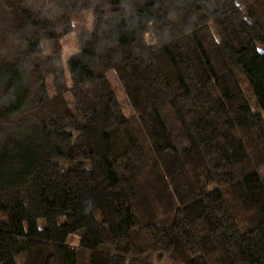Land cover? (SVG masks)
Returning <instances> with one entry per match:
<instances>
[{
  "label": "trees",
  "instance_id": "16d2710c",
  "mask_svg": "<svg viewBox=\"0 0 264 264\" xmlns=\"http://www.w3.org/2000/svg\"><path fill=\"white\" fill-rule=\"evenodd\" d=\"M260 46L264 0H0V264H264Z\"/></svg>",
  "mask_w": 264,
  "mask_h": 264
},
{
  "label": "rangeland",
  "instance_id": "374dc122",
  "mask_svg": "<svg viewBox=\"0 0 264 264\" xmlns=\"http://www.w3.org/2000/svg\"><path fill=\"white\" fill-rule=\"evenodd\" d=\"M65 49H66V52H67V56L71 55L73 52H75L77 50V41H76L75 37L69 38ZM260 49L264 50V46H260ZM110 77L112 79V82L114 84V87H115L116 92H117V94L119 96V100H120V102L122 104V107H123L125 113L127 115H130L131 112H132V109L129 106L127 98H126L123 90L121 89V86H120L119 82L116 80V77L113 74H111ZM68 99H69L70 102H72V99L70 97ZM40 222L43 223L44 220H41ZM70 242L72 244H74V245L79 244V237L78 236L71 237L70 238Z\"/></svg>",
  "mask_w": 264,
  "mask_h": 264
}]
</instances>
